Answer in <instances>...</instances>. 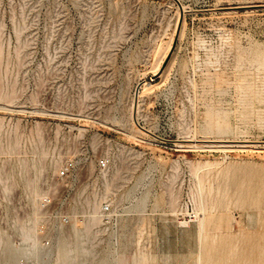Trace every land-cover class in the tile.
Here are the masks:
<instances>
[{
    "label": "rangeland",
    "instance_id": "rangeland-1",
    "mask_svg": "<svg viewBox=\"0 0 264 264\" xmlns=\"http://www.w3.org/2000/svg\"><path fill=\"white\" fill-rule=\"evenodd\" d=\"M190 138L264 142V0H0L4 243L19 247L14 220L37 211L26 178L42 195L69 154L80 183L108 156L121 170L109 194L131 212L121 236H99V256L264 264V217H250L264 213V143L180 145ZM220 216L229 224L212 226Z\"/></svg>",
    "mask_w": 264,
    "mask_h": 264
},
{
    "label": "bare ground",
    "instance_id": "bare-ground-1",
    "mask_svg": "<svg viewBox=\"0 0 264 264\" xmlns=\"http://www.w3.org/2000/svg\"><path fill=\"white\" fill-rule=\"evenodd\" d=\"M184 24H185L184 14H182L178 22L177 30H179V32L182 31ZM174 51L172 50V52H170L168 56L166 54L162 62H165V60L168 58H170V60L165 67L163 68L159 67L157 69L159 71L156 72V75H159L160 77H163L166 75L172 63L173 56L175 53ZM152 87L153 85L143 81L141 83L140 88L138 87L139 89L137 91V98H139L140 96L142 97V95L147 90L151 89ZM133 131L135 134L134 136L149 134L147 130H144L143 128H139V127H136V129H134ZM179 143L183 147L188 146V145L196 146V147H199L202 145H209V146L218 145L222 147L223 146L224 147L225 146L246 147V146L253 145L255 143L260 144L262 142L251 141L247 139L245 140L197 139L196 140V139L190 138V139L179 140ZM127 155H130V154H127ZM29 165L26 162L25 163L22 162L20 166L21 171L24 174L28 173L27 174L28 176H30V173L27 172L29 169ZM43 165H41L42 168H43ZM113 165L115 164H113L112 162L109 172H105L101 180V184L103 186V193L105 194L111 193L110 192L111 181L113 180V178L115 179V176H117L119 171H121L117 167L114 168L113 170V167H114ZM37 167L38 166L35 164L31 166V168H33L35 171L37 170ZM37 185H38V178L36 176L33 179L26 178V188L31 191L30 192L31 198L35 199L37 196L39 195L41 196ZM136 186L138 188V184ZM3 188L4 190L8 191V186L3 187ZM87 190L88 189L86 186V187H83V189L78 193V195L74 199V202H75L74 207L77 209H80V208L86 209L88 212H90V217L86 219L85 222L82 223L81 225H73L70 231L69 230L67 231L57 230L54 234L53 242L48 246L43 244L40 238L38 237L39 227H38V214L36 211L33 212L32 215L27 216L24 219L23 218L20 219L19 217H17L14 220V229L16 231L15 233L18 236L20 246L14 247V245L10 243H4L3 240L0 239V244H2V249L0 250V264H16L19 261V259H21L22 257L26 259L27 261H31L32 264H49L51 259L54 256L55 258H54L53 264H110V261H112V263L114 264H148L146 261V257L143 255L139 257H136V256L130 257L126 255L125 253H122L117 258H113L112 260H110L109 256H105V255L99 256L100 253L95 249V245H96L95 243L97 241L99 243L103 241L102 240L103 237L102 239H100L99 236L104 231L109 232V236L111 238L112 237L117 238L121 236L123 234V230L121 226L122 217L124 215L129 214L131 211H130V206L122 205L123 200H124L122 195L117 200L114 197V206L116 209H120L119 217L117 218L114 227H112L111 229L110 228L101 229L99 228L100 220L96 214L97 204H98V194L97 192H94V193L90 192L89 194H86ZM7 191H5V193ZM129 195H132V192H129ZM148 197H149V194L146 192H143L138 201L139 206L144 205L146 201L148 200ZM256 208L250 210L251 211L250 217L253 219L254 218L259 219L261 217H264V213H260V211H258ZM201 221L203 222V219L200 220V223ZM229 221H230L229 217L220 216L219 218H213L210 224L214 227L220 226V225L227 226L229 224ZM200 226L204 227L203 224H201ZM204 228H201V230H203ZM121 231H122V234H121ZM216 260H217V256L215 257L214 255H209L208 262L213 263Z\"/></svg>",
    "mask_w": 264,
    "mask_h": 264
},
{
    "label": "built area",
    "instance_id": "built-area-1",
    "mask_svg": "<svg viewBox=\"0 0 264 264\" xmlns=\"http://www.w3.org/2000/svg\"><path fill=\"white\" fill-rule=\"evenodd\" d=\"M69 158L70 156L57 171L52 187L48 188L39 199L36 211L38 214V237L46 246L53 242L57 230L81 225L90 217V212L86 209L74 207V199L83 187L87 186L86 194L90 192L98 194L96 214L100 220L99 228L111 229L119 217L120 209L115 208L112 196L103 193L101 186L97 183L98 180H102L105 172H109L110 158L108 156L98 158L95 162V169L85 183L79 182L77 162ZM70 180H73L74 183Z\"/></svg>",
    "mask_w": 264,
    "mask_h": 264
},
{
    "label": "water",
    "instance_id": "water-1",
    "mask_svg": "<svg viewBox=\"0 0 264 264\" xmlns=\"http://www.w3.org/2000/svg\"><path fill=\"white\" fill-rule=\"evenodd\" d=\"M262 143H264V142H262Z\"/></svg>",
    "mask_w": 264,
    "mask_h": 264
}]
</instances>
